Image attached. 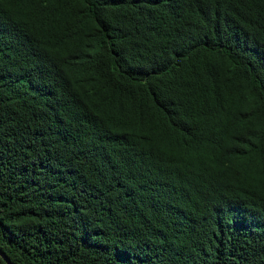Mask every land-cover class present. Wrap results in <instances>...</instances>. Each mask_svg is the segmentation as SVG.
Here are the masks:
<instances>
[{
    "label": "trees",
    "instance_id": "1",
    "mask_svg": "<svg viewBox=\"0 0 264 264\" xmlns=\"http://www.w3.org/2000/svg\"><path fill=\"white\" fill-rule=\"evenodd\" d=\"M0 251L264 264V0H0Z\"/></svg>",
    "mask_w": 264,
    "mask_h": 264
},
{
    "label": "water",
    "instance_id": "2",
    "mask_svg": "<svg viewBox=\"0 0 264 264\" xmlns=\"http://www.w3.org/2000/svg\"><path fill=\"white\" fill-rule=\"evenodd\" d=\"M0 254L2 255V257L5 258V260L8 262V264H12L9 259L0 251Z\"/></svg>",
    "mask_w": 264,
    "mask_h": 264
}]
</instances>
